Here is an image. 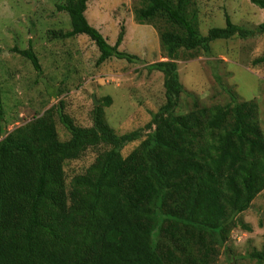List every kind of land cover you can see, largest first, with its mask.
<instances>
[{
    "label": "trees",
    "instance_id": "16d2710c",
    "mask_svg": "<svg viewBox=\"0 0 264 264\" xmlns=\"http://www.w3.org/2000/svg\"><path fill=\"white\" fill-rule=\"evenodd\" d=\"M89 0H62L71 29L50 38L87 35L100 51L97 65L137 57L111 45L86 12ZM264 10V0H251ZM196 0H142L140 24L159 30L167 60L148 65L164 75L165 103L144 126L125 133L112 127L105 107L84 126L64 101L8 130L0 83V264H216L241 217L264 191V132L255 100L202 106L178 113L185 88L177 60L212 55V43L264 34L235 23L203 34ZM39 73L32 46L14 49ZM264 62V56L255 63ZM4 122L5 126L2 125ZM62 125L67 133H59ZM135 146L127 155L125 148ZM107 147L84 172L67 177L65 166L89 148ZM259 262L264 251L249 255Z\"/></svg>",
    "mask_w": 264,
    "mask_h": 264
},
{
    "label": "rangeland",
    "instance_id": "374dc122",
    "mask_svg": "<svg viewBox=\"0 0 264 264\" xmlns=\"http://www.w3.org/2000/svg\"><path fill=\"white\" fill-rule=\"evenodd\" d=\"M62 0H0V83L3 88L5 120L8 130L42 115L64 101L65 112L84 126L92 125L95 103H103L112 127L120 133L144 127L152 113L165 103L164 75L148 65L167 60L159 30L152 24H140L136 18L142 0H89L86 16L90 24L115 45L137 58L110 59L97 65L100 51L84 34L73 38H50L48 31L71 29L69 15L58 10ZM203 34L212 27H225V14L248 29L264 21V10L251 0H196ZM32 46L40 58L42 72L21 56L15 47ZM264 34L248 38L233 37L212 43V55L191 57L181 53L177 60L185 92L178 113L193 108V97L202 106H223L255 100L258 121L264 132ZM4 122H3V124ZM1 127V126H0ZM61 138L67 133L59 125ZM1 138V136H0ZM124 149L127 155L135 146ZM107 147L89 148L79 159L66 163L67 177L84 172ZM251 231L236 227L216 264H264L250 253L264 251V191L241 215Z\"/></svg>",
    "mask_w": 264,
    "mask_h": 264
},
{
    "label": "water",
    "instance_id": "95a60500",
    "mask_svg": "<svg viewBox=\"0 0 264 264\" xmlns=\"http://www.w3.org/2000/svg\"><path fill=\"white\" fill-rule=\"evenodd\" d=\"M97 104H99V102L97 101Z\"/></svg>",
    "mask_w": 264,
    "mask_h": 264
}]
</instances>
